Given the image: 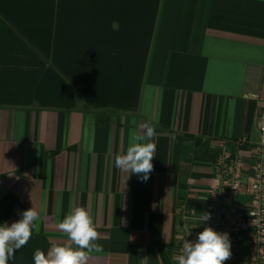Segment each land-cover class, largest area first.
<instances>
[{
	"label": "crops",
	"instance_id": "crops-1",
	"mask_svg": "<svg viewBox=\"0 0 264 264\" xmlns=\"http://www.w3.org/2000/svg\"><path fill=\"white\" fill-rule=\"evenodd\" d=\"M262 113L264 0H0V225L40 216L8 264L67 243L77 206L100 234L88 264H178L221 146L258 142ZM149 121L143 182L114 157Z\"/></svg>",
	"mask_w": 264,
	"mask_h": 264
},
{
	"label": "clouds",
	"instance_id": "clouds-1",
	"mask_svg": "<svg viewBox=\"0 0 264 264\" xmlns=\"http://www.w3.org/2000/svg\"><path fill=\"white\" fill-rule=\"evenodd\" d=\"M155 135V126L150 121L143 123L140 130H131L126 154L114 157L115 167L128 175L135 174L146 182L154 170L152 161L157 150ZM20 215L21 219L10 226L7 223L0 225V264H8L16 251L27 245L32 238L35 222L40 219L33 206ZM208 219L209 216L204 214L203 221ZM58 228L66 234L68 242L53 244L47 254L36 249L34 264H88L92 252L102 251V246L96 243L100 234L85 207L70 209ZM231 255L229 234L205 227L195 240L186 239L183 242L176 259L178 264H224Z\"/></svg>",
	"mask_w": 264,
	"mask_h": 264
},
{
	"label": "built area",
	"instance_id": "built-area-1",
	"mask_svg": "<svg viewBox=\"0 0 264 264\" xmlns=\"http://www.w3.org/2000/svg\"><path fill=\"white\" fill-rule=\"evenodd\" d=\"M257 130L259 141L241 140L238 153H229L223 144L214 165L209 219L202 221L229 234L232 255L224 264H264V113ZM177 212L184 220L194 217L184 205Z\"/></svg>",
	"mask_w": 264,
	"mask_h": 264
}]
</instances>
